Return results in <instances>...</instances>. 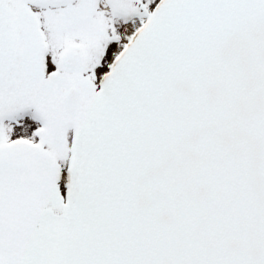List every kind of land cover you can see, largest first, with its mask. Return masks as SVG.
<instances>
[{"label": "snow or ice", "instance_id": "obj_1", "mask_svg": "<svg viewBox=\"0 0 264 264\" xmlns=\"http://www.w3.org/2000/svg\"><path fill=\"white\" fill-rule=\"evenodd\" d=\"M0 264H264V0H0Z\"/></svg>", "mask_w": 264, "mask_h": 264}]
</instances>
